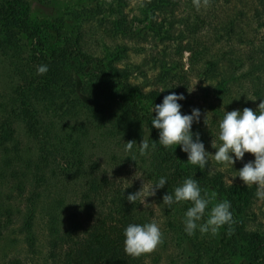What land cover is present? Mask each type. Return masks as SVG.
I'll return each instance as SVG.
<instances>
[{"label":"trees","instance_id":"trees-1","mask_svg":"<svg viewBox=\"0 0 264 264\" xmlns=\"http://www.w3.org/2000/svg\"><path fill=\"white\" fill-rule=\"evenodd\" d=\"M216 1L232 3V0ZM250 1L259 5L264 15V0ZM166 3L165 0L148 2L144 8L145 16L149 18L153 10L161 9ZM252 16L256 20H264L256 8ZM232 27L233 23L229 22L228 28ZM82 42L80 29L68 30L62 19H31L29 0H0V61L8 65L0 67L2 71L9 72L8 76L11 74L8 93L5 97L0 96L4 100L0 101V114L5 117L4 122L0 123V179L5 181L8 174L20 195L25 191L26 180L42 185L45 193L48 190L51 200L46 198L50 200L49 206L52 204L46 215L38 218L36 209L42 203V192H31L27 198L22 229L30 252L34 255L37 253L38 237L35 231L45 221V262L48 264H143V254L138 257L127 254L123 243L125 227L129 223L142 224L138 212L139 199L134 205L129 203L126 196L135 191L108 178L103 167L107 161H112L118 167H144L151 183L160 176H166L165 187L156 193L160 198L191 176L198 180L203 189L215 191L220 198L231 202L234 223L221 227L218 244L210 246V242H207L203 250L206 255L198 251L193 264H222L227 261L225 259L238 256L248 264H264V234L246 230L242 221L255 188L227 186L221 176H210L187 164L179 146L173 154L171 149L159 145L158 130L151 127L150 109L140 103L139 88L124 79L125 75L122 76L117 68L108 66L104 59L85 51ZM41 64H47L49 70L44 75H37V66ZM217 64L216 61L209 63L211 66ZM12 73L16 77L14 81ZM230 80L236 79L221 82L218 86L220 92L223 88L228 94L232 92L228 86ZM240 80L243 87L239 85L233 97L237 105L245 108L244 103L249 98L247 92L250 91L244 94L240 91L248 86L252 89L251 98L259 105L264 99V92L257 85V77L251 71H245ZM171 92L178 93V90L173 87L170 88ZM98 96L110 101L107 110L96 109L93 100ZM161 97L154 94L150 99L151 104L162 103ZM49 103L54 104V108H50ZM181 111L190 113L191 109L182 107ZM50 115L59 122L58 136L51 134L49 125L44 129L39 126L43 116ZM77 120L84 121L81 124L78 122L75 127L69 125ZM17 121L23 127L20 128V135L12 127ZM194 125L197 127L198 123ZM66 128L70 131L68 136V132H63ZM74 134L75 138L72 137ZM109 134L123 141L122 149L125 142L134 140L139 143L142 137L149 139L150 143L155 142L157 148L143 156L135 148L131 153L123 150L122 155L110 149L104 152V140L101 139ZM22 135L27 142L22 140ZM60 135L65 136L66 140L59 138ZM88 135L94 138L90 145L95 153L87 160L84 143ZM71 140L72 144L68 142ZM65 143L71 146L66 151L75 159L60 173L52 170L49 176L46 170L51 166V150L62 146L61 149L65 151ZM27 144L36 145L37 155H31L33 150ZM92 157L95 160H91ZM46 174L49 177L46 178ZM70 186L75 187L70 199L60 195ZM69 202L73 204V210L64 212L65 203L69 205ZM1 217L4 218L5 227L12 224L13 215L9 210H3ZM202 260L205 262L201 263ZM6 264H21V261L13 260Z\"/></svg>","mask_w":264,"mask_h":264},{"label":"rangeland","instance_id":"rangeland-1","mask_svg":"<svg viewBox=\"0 0 264 264\" xmlns=\"http://www.w3.org/2000/svg\"><path fill=\"white\" fill-rule=\"evenodd\" d=\"M29 1L31 19L50 21L62 19L68 30L80 29L83 49L104 59L108 66L117 68L122 76L125 75L124 79L137 86L141 92L140 103L143 107L152 108L150 99L154 94L162 96V102L163 97L169 94L170 88L173 87L178 90V94H184L186 99L180 102L183 107L201 110L200 122L197 127L194 125L192 130L194 133H200V138L209 152H215L211 147L212 140L219 144L218 122L223 118L224 111L244 108L238 106L233 99L239 85L243 87L240 80L242 73L251 71L257 77L258 87L264 92V71H262L264 20L250 17L255 8L258 14L264 15L254 1L232 0L231 4H222L210 0L208 6H201L197 10L193 6V0H165L167 3L161 9L153 10L149 18L145 16L144 8L152 0ZM246 13L248 16H245ZM229 22L233 23L231 29L228 28ZM214 61L218 64L209 65ZM0 65L8 67L3 61H0ZM8 74L9 72L2 71L0 67V96L5 97L9 91L11 74L9 76ZM15 78L12 73V81ZM229 78L236 79L230 80L228 84L232 92L228 94L224 92V88L220 92L219 84ZM16 82L20 83V80ZM248 90L250 92H247ZM244 92L249 96L244 103L245 107L255 110L258 101L251 98L252 89L250 90L248 86L240 91L241 94ZM0 101L4 100L0 99ZM93 104L97 110H107L110 101L98 96L94 98ZM49 106L54 108L55 105L49 103ZM88 115L92 118L90 113H87ZM52 118V115L45 118L43 116L39 126L44 129L49 125L51 134L54 135L59 130V122L56 118L55 121ZM4 119L5 117L0 114V123L4 122ZM82 121L84 120L70 122L69 125L75 127V124L78 122L81 124ZM12 127L17 133L19 132V135L21 134L20 128L23 127L20 121ZM63 132H68L66 134L68 136L70 131L66 128ZM92 135H88L84 143L87 160L95 153L90 145L94 139ZM22 137V140L27 142L23 135ZM72 137L75 138V134ZM59 138L66 140L65 136L60 135ZM95 138L98 136L95 135ZM102 140H104L102 151L109 152L110 149L112 152H119V155L123 154V141L118 136L109 134ZM68 142L72 144V140ZM69 143H65V151L61 149L62 146L51 150L49 159L51 166L49 165L46 170L49 176L52 170H56L57 174L60 173L75 159L68 150L66 151L68 146L71 147ZM94 144L98 145V143ZM27 146L33 150L31 155L37 153L36 145L27 144ZM182 153L187 160V154ZM253 159V154L246 153L243 160L237 161L233 166L217 164L210 159L207 169L203 172L210 176H221L227 186L255 188L254 196L245 210L242 221L246 230L264 234V200L256 197L255 185L246 186L239 177L234 178L243 164ZM91 160H95V157ZM103 169L115 184L135 192L142 188L138 201L139 218L142 219V224L155 221L161 228L163 243L151 253L143 254V264H193L198 251L206 255L203 250L207 242H210V246L218 244L219 233L212 236L202 235L197 231L194 235L188 236L184 232L182 223L184 213L191 206L188 202L169 208L161 204L162 198L157 195L146 198L145 189L151 182L147 179L144 167H118L112 161H107ZM49 176L46 174V178ZM29 177L32 179L31 175ZM13 183L8 174L5 175V181L0 179V264L13 260H20L21 264H48L45 262L47 251L46 236L43 231L45 221L43 225H38L35 231L38 237L35 255L29 250L27 237L22 229V219L26 213L29 194L37 190L42 192L40 200L42 203L39 204L40 207L36 212L39 213L38 218H43L52 205L49 206L51 199L47 194L48 190L45 193L42 185L26 180L25 191L20 195ZM65 189L60 195L70 199L74 195L75 187L70 186ZM67 209L73 210L71 202L69 205L65 203L64 212ZM3 210H9L13 215L12 224L6 227L3 223L4 218L1 217ZM225 260L227 261L222 264H248L240 256ZM203 262L205 260L201 261Z\"/></svg>","mask_w":264,"mask_h":264},{"label":"clouds","instance_id":"clouds-1","mask_svg":"<svg viewBox=\"0 0 264 264\" xmlns=\"http://www.w3.org/2000/svg\"><path fill=\"white\" fill-rule=\"evenodd\" d=\"M209 2L210 0H193V6L199 10L201 6H208ZM48 70L47 64H41L37 66L36 73L44 75ZM185 99L184 94L171 92L163 97L162 103L153 104L150 109L151 127L158 130L159 145L171 149L173 154L179 146L187 154L186 163L202 172L207 169L210 159L217 164L233 166L237 161H242L246 153L253 154L254 159L244 163L234 178L239 177L246 186L255 185L256 197L264 200V99H261L255 110L245 107L243 110L224 111L223 118L218 122L219 144L211 141L214 153L206 149L200 133L192 130L193 124L200 122L201 110L192 108L190 113H182L183 105L180 102ZM134 148L143 156L155 151L157 144L150 143L144 137L139 143L134 140L125 142V152L131 153ZM131 159L135 161L134 157ZM166 183L167 177L160 176L145 189L146 198L155 196ZM141 191L142 188L135 193H128L127 201L134 205L140 198ZM124 193L125 190L123 196ZM183 202L191 205L185 211L182 221L184 232L188 236L197 231L202 235L216 236L221 227L234 223L231 202L218 198L215 191L203 189L198 180L191 176L183 179L172 192L164 194L161 204L171 208ZM123 236L124 251L133 257L151 253L163 243V233L155 221L129 223Z\"/></svg>","mask_w":264,"mask_h":264}]
</instances>
